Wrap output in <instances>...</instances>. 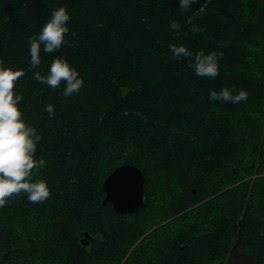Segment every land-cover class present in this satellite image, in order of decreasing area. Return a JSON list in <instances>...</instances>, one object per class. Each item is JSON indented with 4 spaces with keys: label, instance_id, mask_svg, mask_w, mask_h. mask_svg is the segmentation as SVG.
<instances>
[{
    "label": "trees",
    "instance_id": "obj_1",
    "mask_svg": "<svg viewBox=\"0 0 264 264\" xmlns=\"http://www.w3.org/2000/svg\"><path fill=\"white\" fill-rule=\"evenodd\" d=\"M62 5L71 15L66 42L41 50L31 69L29 37ZM179 7L0 0V62L23 71L14 95L41 136L35 158L46 166L33 178L50 189L42 202L21 192L0 207V264H264V0ZM170 43L223 53L219 74L197 76ZM58 56L83 78L78 93L66 97L63 81L52 88L35 78ZM223 87L248 98L210 101L209 90ZM122 165L145 178L136 214L102 203L103 181Z\"/></svg>",
    "mask_w": 264,
    "mask_h": 264
},
{
    "label": "clouds",
    "instance_id": "obj_2",
    "mask_svg": "<svg viewBox=\"0 0 264 264\" xmlns=\"http://www.w3.org/2000/svg\"><path fill=\"white\" fill-rule=\"evenodd\" d=\"M198 0H179L180 9L188 11ZM203 7V6H201ZM71 19L66 6L54 7L50 18L41 27V30L29 37L30 68L36 69L41 63V50L51 53L61 48L66 42L65 34L70 31L67 21ZM169 26L178 29L176 20H170ZM193 32L203 29L192 25ZM174 57L192 58L191 67L197 76L216 77L219 74V59L223 53L215 50L205 54L203 51L193 53L184 44L170 43L168 45ZM23 75L22 70H14L0 62V207H3L12 194L25 193L27 200L38 203L50 196L47 181L33 178V170L46 166L43 158L36 159L35 153L41 136L37 129L26 123L18 107L23 99L22 95H14V83ZM35 78L52 88L59 87L64 82L63 95L71 96L78 93L84 84L78 70L64 57L52 59L47 73H34ZM247 90L235 87H223L219 91L209 90V100H222L239 103L248 98ZM49 116L55 115L53 104L45 105Z\"/></svg>",
    "mask_w": 264,
    "mask_h": 264
},
{
    "label": "water",
    "instance_id": "obj_3",
    "mask_svg": "<svg viewBox=\"0 0 264 264\" xmlns=\"http://www.w3.org/2000/svg\"><path fill=\"white\" fill-rule=\"evenodd\" d=\"M144 182L142 172L134 166L115 168L102 183L103 205L110 203L113 210L121 215L138 213L144 206ZM82 243H89L88 235L82 238Z\"/></svg>",
    "mask_w": 264,
    "mask_h": 264
}]
</instances>
